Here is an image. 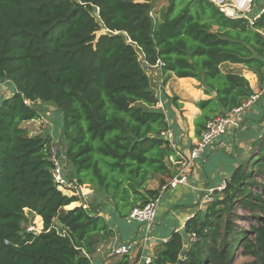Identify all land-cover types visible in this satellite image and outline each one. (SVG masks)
I'll list each match as a JSON object with an SVG mask.
<instances>
[{"label":"trees","instance_id":"16d2710c","mask_svg":"<svg viewBox=\"0 0 264 264\" xmlns=\"http://www.w3.org/2000/svg\"><path fill=\"white\" fill-rule=\"evenodd\" d=\"M167 1L152 17L153 0H0V83L14 87L0 99V264H92L91 251L115 236L98 206L58 188L51 139L31 136L22 126L41 118L38 102L54 105L61 115L63 155L74 169L72 179L102 191L113 215L127 219L174 173L167 162L169 140L161 134L169 127L136 49L148 64L157 56L164 70L180 77L199 79L197 68L214 72L230 62L264 79V8L249 25L209 0ZM95 8L100 22L92 14ZM184 34L197 41L195 50L205 54L207 67L190 59ZM227 76L248 84L238 74ZM248 87L247 98L253 92ZM241 103L214 96L198 101L196 134ZM259 151L252 162L264 159V140ZM245 176L235 168L223 199L185 222L183 232L194 234V241L183 247L182 232L172 231L146 264H233L231 248L241 237H233L229 209L237 192L250 194L248 184L238 187ZM156 178L158 188H147ZM74 202L79 205L64 209ZM33 216L42 222L37 233L27 230ZM257 220L243 232L253 235V243L241 246L256 264H264V217ZM118 260L130 264L129 254Z\"/></svg>","mask_w":264,"mask_h":264},{"label":"rangeland","instance_id":"374dc122","mask_svg":"<svg viewBox=\"0 0 264 264\" xmlns=\"http://www.w3.org/2000/svg\"><path fill=\"white\" fill-rule=\"evenodd\" d=\"M154 2L155 8H163L168 4L167 0H154ZM242 6L245 7V12L250 9L248 16L253 17L264 8V0H254L252 8H249L245 0H243ZM154 7L153 11L157 12ZM92 14L100 22L96 8L92 10ZM104 30L103 26H101L100 31ZM261 34L264 36V29L261 30ZM122 36L125 38L124 33H122ZM182 37L181 41L187 47L186 51L190 54L193 53L190 59L196 61L199 68L203 66L207 67L208 63H205L207 59L205 54L200 50H195L199 45L197 41L192 39L188 34H184ZM228 63L230 62H226L224 67L214 72H208L207 68H204L202 71L198 68L196 69V72L200 75L199 84L204 88V91H210L218 99L227 100L231 98L238 103L246 102L251 96L256 98L249 105L243 107L239 113L240 121L238 122V126L235 128L230 127L227 134L224 133L216 138L206 146L204 153L193 161L192 166L189 167L187 172V183L191 184L190 189L180 192L178 202H172V204L160 208V212L157 213L149 231L143 223L131 219H117L113 215L108 199L102 191L91 187V191H88L87 196L84 199H80L82 203L92 204L95 207L98 206L99 210L101 209V214L110 225L115 226V236L107 241L108 244L129 241L134 245V252L130 255L131 257H139L140 254L145 256V253H142L141 250V247L145 243L148 245L149 242H154L156 243L154 249H157L161 246L162 242V238H157V235L158 237L167 236V234L172 233V228H177L183 234V247H187L195 238L183 232L185 222L198 213L200 216H203L207 206L214 199H223L225 194L223 189L225 186L224 188H219V185L221 183L226 184L230 180L235 168L239 167L248 176H245L242 184L238 187L248 184L247 190L250 191V194L242 196L237 192L235 195L237 199H234L229 209L233 237L234 239L241 237L240 243L235 248H231V255L233 264H256L255 257L248 252V248L242 247L241 244L246 243L250 247L251 243H253V235L247 233L246 236H243V232L248 231L251 225H255L258 221L257 218L264 217V159L258 158L252 162L256 155L259 154L260 156L259 146L264 140V79L249 70L237 68L239 66L232 65L235 63ZM203 72H207L208 75L204 77ZM232 73L238 74L241 81L242 78L248 79L247 82L251 90H253L248 98L246 97L247 92L250 91L248 84L238 82V79L231 81L227 75H232ZM251 73L253 75H250ZM2 84L0 99L10 95L14 90L11 84ZM37 105L42 108L41 118L24 122L22 126L29 130L31 136L43 135L49 137L51 142L53 140L58 141L57 144L63 154L64 146L60 136L61 115L55 106L50 103L38 102ZM217 142L219 145L212 148V145H215ZM60 159H63L62 156H60ZM195 168L196 172L194 176L193 171ZM64 174L69 179L74 177L73 167L65 160ZM62 192L67 195H73L72 190L69 189L62 188ZM168 193L166 191L162 197L164 198ZM256 195H259L258 198H256ZM163 198L160 200L161 205L164 203ZM241 199L250 200L252 202L249 203L251 207L249 205L247 207L242 205L240 203ZM78 205L79 202H74L65 206L64 209H71ZM224 220L223 218L220 223V230L223 229ZM27 228L32 229L36 233L39 232L42 228L41 218L39 216H33ZM134 232H136V236L129 238ZM151 233L155 234L152 237L153 241L145 237H151ZM134 239L136 240L135 242L133 241ZM119 258L113 257L111 260H118Z\"/></svg>","mask_w":264,"mask_h":264},{"label":"built area","instance_id":"2783aa9c","mask_svg":"<svg viewBox=\"0 0 264 264\" xmlns=\"http://www.w3.org/2000/svg\"><path fill=\"white\" fill-rule=\"evenodd\" d=\"M154 1V0H153ZM212 2L220 11H222L228 17L236 18V17H244L248 19L249 25H253L255 20L260 17L263 13V9L253 17H249L248 11H244L245 7L242 6L243 0H209ZM246 4L249 8H252L253 0H245ZM97 9V8H96ZM98 12V9H97ZM149 14L154 17L155 12L153 9L149 12ZM3 84L0 83V91H2ZM256 97L251 96L246 102L242 103L240 106L232 109L224 116H218L214 119L208 120L202 132L200 133L198 139L194 142L189 151L183 152L179 149L173 142V132L171 129H167L162 132L163 136H166L169 140V146L171 149L170 154L167 156L168 164L174 169V173L171 177L167 178V180L159 187L157 196L148 201L143 206L134 207L128 214L127 219H131L146 225V229L149 231L151 229V225L155 220L157 215L158 206L163 194L166 191H170L176 189L180 185L187 184V172L190 166H192L193 161L200 157L204 151L206 146H208L211 142H213L216 138L227 133L230 127L235 128L238 126V122L240 121L239 113L243 109V107L249 105ZM158 107H161V103H157ZM62 156V160L60 159ZM50 160L52 162V174L54 180L60 190L62 188L72 190V194L77 196L79 199H84L85 196L89 193L90 186L86 184H77L74 179H69L64 174V155L61 152V148L58 146L56 141L50 143ZM63 163V164H62ZM219 188H224L225 184L221 183ZM86 191V192H85ZM86 206L85 204L83 205ZM28 231H32V229L27 228ZM194 236V234H192ZM149 240L150 236H146ZM167 239L162 238L161 241L165 242ZM133 243L129 241H121L112 243L109 246V255L114 257H122L124 255H128L133 250ZM145 263L150 261V257H146L144 259Z\"/></svg>","mask_w":264,"mask_h":264},{"label":"crops","instance_id":"0c3cea01","mask_svg":"<svg viewBox=\"0 0 264 264\" xmlns=\"http://www.w3.org/2000/svg\"><path fill=\"white\" fill-rule=\"evenodd\" d=\"M159 8L154 7L155 11L157 10V12L162 7L160 9ZM136 53H137V60L140 63L145 74L148 76L150 86L153 89L155 96L158 99L157 103H161V107L159 108L163 109L165 114V120L168 124V127L173 132L174 144L183 152L187 153L194 144V142L199 137V135H197L195 132L194 119L200 114L201 111L196 106V103L200 100L213 97L214 94H212L211 92H209V94H205L204 88L199 84L200 82L197 77H193V76L180 77L174 70H170V69L164 70L162 68L164 63L161 62L162 60L157 58V56H156V62L154 64H148L140 50L136 49ZM225 64L226 62L221 63L219 65V68L224 67ZM232 65L239 66L237 68H242L244 70L246 69L240 64H232ZM250 75L253 74L251 73ZM173 98H175L174 100L175 102H173L172 100ZM218 142L215 143V145H212V148L217 147L219 145ZM195 172H196V168L193 171L194 176H195ZM158 186H159V178H156L148 182L147 188L157 189ZM190 187L191 184L187 183L186 185H180L176 189L168 191L169 193L165 195L164 198L162 197L164 203L163 205L159 203L157 213L160 212L159 210L163 206H168L169 204H172V202H178V197L180 196L179 195L180 192L188 191ZM111 227L113 228V230H115L114 225H111ZM172 229L173 231L178 230L177 228H172ZM150 235H151L150 240L153 241L152 237H154L155 234L151 233ZM135 236H136V232L131 234L129 238H134ZM168 236H169L168 234L167 236L165 235L162 237L160 236L158 237L157 235V238L160 239L167 238ZM133 241L135 242L136 240L134 239ZM146 244L147 243H145V245L141 247L142 253H145V256L151 258L156 251V249H154L156 243L149 242L148 245ZM110 245L111 243L108 244L104 242L101 243L99 246H96L91 251L92 255L90 256V259L92 261V264H118L119 260H111V258H113L114 256L109 255ZM133 252H134V246L132 252L129 254L130 264H146L144 261L146 257L144 255L140 254L139 257L136 256L131 257L130 255Z\"/></svg>","mask_w":264,"mask_h":264}]
</instances>
